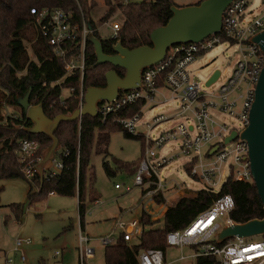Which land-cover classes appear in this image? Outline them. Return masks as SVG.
I'll return each mask as SVG.
<instances>
[{
  "label": "built area",
  "instance_id": "obj_1",
  "mask_svg": "<svg viewBox=\"0 0 264 264\" xmlns=\"http://www.w3.org/2000/svg\"><path fill=\"white\" fill-rule=\"evenodd\" d=\"M130 1L133 0H124L123 4ZM250 2V0H234L223 12L220 32L212 33L200 42L180 43L169 47L165 58L159 64L144 68L141 87L121 91L118 98L111 102H100L98 115L104 122L112 117L127 133L141 136L145 141V156L139 163L134 179V183L142 189L143 198L147 197L152 202L158 203L156 197L161 195L165 199L163 202L167 203L166 191H171L175 186L170 185L167 181L168 177L162 176L163 168L180 155L187 157L185 164H191L190 174L194 178L204 180L208 189L215 192H219L229 178L235 181H253L248 142L238 137L225 143L226 137L232 131L241 133L249 124L258 80L264 68V53L258 44L251 41L259 31L264 30V2L260 4L256 16L249 18ZM31 12L42 37L47 39L52 47L53 55L61 58L64 63L66 74L61 80L65 81L66 78L77 73L83 78L87 66V46L90 42L89 22L84 18L81 24L73 21V14L62 7L44 6L32 8ZM115 18V15H112L104 23L111 26L114 38L121 28L120 20ZM224 41L235 47L238 59L224 84L217 91L208 93L206 87L211 86L207 85L208 80L201 83L192 79L189 67L208 50ZM221 76L220 71L217 80ZM60 82L57 84L61 85ZM85 91L82 88L79 106L84 104ZM62 97L65 96L62 94ZM161 99L164 101L177 99L179 105L171 115L160 113L151 117V121L142 123L144 107L151 109L160 104ZM138 103L142 106L133 115L113 116ZM226 113L236 118L241 127L224 122L220 115ZM8 115L14 114L10 112L5 114ZM177 117L175 126L163 130L156 138L152 137L151 130ZM142 125L147 127L144 133L137 131ZM177 139L180 140L178 144L180 152L169 156L159 152L163 145ZM40 146V141L34 138H22L18 143L16 154L24 162V174L30 181L37 173L34 166L40 160H36ZM214 146H217L215 151H213ZM62 171L63 163L57 156L45 176L54 177ZM227 171L224 184L216 190L215 187L220 183L218 180ZM116 188L121 186L116 184ZM234 208L235 200L232 196L229 194L218 196L212 206L201 212L188 226L169 231L166 237L168 251L157 248L142 250L138 256L140 263L182 264L180 262L188 261L184 264H195L198 257L208 256L215 257L216 264H264V238L250 241L249 237L235 236L222 243L217 242L216 234L223 227L236 222L231 214ZM143 211L152 215L150 210ZM115 228L121 233L120 236L131 244L133 241H139L141 232L147 226L137 218L126 221L121 216L116 217L111 232L99 237L104 247L118 239L114 232ZM91 240L89 236L80 235L79 264H90L89 261L95 258L97 250L88 245ZM24 242L31 244L33 238L17 237V248L20 249ZM175 248L181 249L180 257L168 261L170 251ZM185 249L189 251L184 252ZM21 260L26 262L24 252ZM6 262L11 263L12 259H7Z\"/></svg>",
  "mask_w": 264,
  "mask_h": 264
},
{
  "label": "trees",
  "instance_id": "obj_2",
  "mask_svg": "<svg viewBox=\"0 0 264 264\" xmlns=\"http://www.w3.org/2000/svg\"><path fill=\"white\" fill-rule=\"evenodd\" d=\"M92 1L0 0V179L26 177L23 170L24 162L16 154L20 139L34 138L40 141L41 146L36 160L42 158L40 153L42 147L51 143V139L43 134H29L25 131L26 127L32 125V121L27 119L22 109L20 114L14 112L16 116H5L3 111L6 106H19L17 98L25 96L31 87L33 88L31 103L44 104L48 116L70 114L81 104L82 88L86 90L88 86L105 87L106 73L114 68L111 64L93 66L97 57L93 44L89 42L85 76L81 78L77 73L66 78L64 84L58 85L57 82L61 81L66 74L64 63L61 58L53 55L52 47L47 39L42 37L34 22L32 8L62 7L73 14V21L81 24L84 18L94 29L96 36L103 40L104 52L109 54L113 52V43L118 40L129 48L151 44L150 33L169 21L172 16L171 7L176 4L173 0H133L125 4H123L124 0H103L107 9L100 18L102 23L107 22L113 14H119L116 18L121 23L116 38L110 36L108 39H103L100 36L98 24L93 21V17H90L92 9L96 6ZM28 43L35 58L29 54ZM115 69L124 76L123 69ZM63 89L68 91L65 97H62ZM141 106V103L135 104L113 116L133 115L140 110ZM96 128L99 129V133L95 141ZM115 129L123 131L127 137L142 140L141 136L127 133L112 117L104 122L100 115L95 118L83 115L78 121L62 122L55 135L61 142L58 158L63 163V171L54 177L45 176L42 185L36 173L29 182L31 186L28 193L29 202L37 195L46 196L51 192L61 196H77L83 226L87 206L86 182L89 174L88 164L92 155L91 149L94 146L95 152L107 155L111 141L110 133ZM138 164L139 162L134 167H129V170L136 174ZM184 166L188 171L192 168L191 164ZM106 168L107 173L111 174L110 168L108 166ZM35 184L39 186L37 191H34L37 188ZM228 194L235 200V208L231 214L236 222L245 223L264 216L263 202L258 195L255 182L235 181L229 178L219 192L203 188L195 194L180 196L174 204L166 208L162 228L155 227L153 224L156 222L152 220L151 215L143 213L142 223L147 228L141 232L139 241H133L130 244L120 236L113 244L105 247L104 264H141L138 256L142 250L157 248L168 251L166 237L169 231L188 226L201 212L209 209L218 196ZM90 197V201H96L92 193ZM156 200L162 203L165 199L158 195ZM9 207L14 217L21 220L24 206L15 203ZM195 264H216V259L200 256Z\"/></svg>",
  "mask_w": 264,
  "mask_h": 264
},
{
  "label": "rangeland",
  "instance_id": "obj_3",
  "mask_svg": "<svg viewBox=\"0 0 264 264\" xmlns=\"http://www.w3.org/2000/svg\"><path fill=\"white\" fill-rule=\"evenodd\" d=\"M173 1L179 6H186L197 4L201 0ZM250 1L248 17L253 18L256 16L258 8H260V4L264 0ZM92 3H95L96 6L92 9L90 17H93V21L98 24L100 36L103 39H108L113 34L111 26L104 25L100 20L107 9L106 4H104L103 0H93ZM116 13H120V11H116ZM118 15H115V17H118ZM115 19L117 20V18ZM27 47L29 54L32 58H35L30 43L27 44ZM237 59L238 54L235 47L228 41H224L196 59L189 67V70L192 79L201 83H205L215 70L222 72L221 78L214 82L215 84L209 86V88L206 87V91L209 93L211 91H217L224 84L225 79L231 75ZM60 84H64V80H61ZM62 93L64 96H67L68 91L63 89ZM161 101L160 104L151 109L144 107L142 123L151 121V117L160 113L171 115L173 110L179 105L177 99L168 101L161 99ZM20 111V106L13 105V107L6 106L3 112L4 114L8 112L12 114L17 112L20 114ZM220 116L224 122L241 127L239 121L229 114L226 113ZM177 121L178 117L160 126L158 125L150 131V134H152L153 138H156L163 130L175 126ZM137 131L144 133L147 131V127L142 125ZM98 133L99 129L96 128L94 133L95 141ZM110 135L111 141L107 155L95 152L94 146L91 149L92 155L88 164L89 174L86 182L85 201L87 206L83 229L80 225L77 196H61L59 194L49 193L46 196L37 195L29 202L27 194L30 188V180L21 176L0 179V246L7 251L8 259H14L16 261L17 253L10 252V249L16 235H21L36 239L33 244L37 249L36 251L33 250L36 252V255L28 256V264H33V262L39 264L41 258H44L45 264H60L62 259L63 264H79L80 235L83 234L92 238L88 245L97 250L95 258L90 260L89 263L104 264L106 250L100 243L99 237L111 232L116 217L121 216L126 221H130L132 218L142 220V214H148L143 210H150L152 213L151 218L156 222L153 225L157 228H162L165 220L163 216L164 211L169 205L174 204L180 196L192 195L198 190L208 188L204 180L194 178L190 174V171L186 170L184 165L187 157L180 155L178 158L176 157L167 163L163 168L164 172L162 176L168 177L167 181H169L170 185L175 186L171 191H166L167 203H154L147 197L143 198L141 187L134 183L135 172L129 170V167H134L136 163H140L145 156L144 139L127 137L119 129L111 130ZM179 143V139L170 141L168 144L163 145L159 149V152L166 156L177 154L180 152V148H178ZM48 146L49 144L42 147V151L40 152L42 156ZM58 151L57 156L59 155ZM107 166L112 171L111 174L107 173ZM92 173L94 174L93 177ZM227 174L228 171L218 180L220 183L215 187L216 190L222 187L227 178ZM116 184H119L121 188H116ZM35 186L39 189L37 184ZM129 188L130 190L128 191ZM92 191L98 193L99 196V199L95 202L90 201L91 193L96 198V195ZM15 203H20L24 206L22 220H16L10 210L9 205ZM6 216L9 218L7 224L5 223ZM114 230L119 239L121 233L116 228ZM263 238L264 235L262 234L249 237V240L259 241ZM188 251V249L184 250V252ZM180 254L181 249H172L168 256V261L178 259ZM187 262L182 261L180 263L184 264ZM171 264L179 263L174 262Z\"/></svg>",
  "mask_w": 264,
  "mask_h": 264
},
{
  "label": "water",
  "instance_id": "obj_4",
  "mask_svg": "<svg viewBox=\"0 0 264 264\" xmlns=\"http://www.w3.org/2000/svg\"><path fill=\"white\" fill-rule=\"evenodd\" d=\"M233 2L234 0H202L197 4L186 6L174 4L171 7L172 16L169 21L150 33L151 44L129 48L118 40L113 43V52L109 54L104 52L103 40L96 36L90 25L91 32L88 37L97 57L93 66L111 64L114 67L106 73L105 87L88 86L84 93L83 106H79L70 114L62 113L55 117L46 114L44 104L31 103L33 88L30 87L25 96L17 98L18 105L26 113L27 119L32 121V125L26 127L25 131L29 134H43L51 139L42 158L34 166L41 185L47 170L54 163L57 151L61 149V142L55 132L62 122L78 121L83 115L95 118L98 116L100 102H111L118 98L121 91L141 87L144 68L159 64L165 58L169 47L180 43L200 42L212 33L220 32L223 12ZM251 41L258 44L264 53V30L259 31L251 38ZM115 68L123 69L124 76H121ZM219 76L220 70H215L208 79L207 85H212ZM250 115V122L246 128L241 133L232 131L226 137L225 143L238 137L248 142L253 181L257 186L264 209V68L258 80L255 102ZM215 150L217 146L213 147V151ZM262 234L264 235V216L261 219H252L245 223L235 222L225 226L216 234V237L217 242L222 243L235 236L245 238Z\"/></svg>",
  "mask_w": 264,
  "mask_h": 264
},
{
  "label": "crops",
  "instance_id": "obj_5",
  "mask_svg": "<svg viewBox=\"0 0 264 264\" xmlns=\"http://www.w3.org/2000/svg\"><path fill=\"white\" fill-rule=\"evenodd\" d=\"M30 186V185H29ZM30 189H31V186H30V188H29V190H28V193H29V191H30ZM37 190H39L38 188H36L34 191H37ZM92 192H94V194L96 195V201L99 199V196H98V193H96L95 191H92ZM56 194V193H55ZM28 195V194H27ZM172 205V204H171ZM10 206V205H9ZM166 211V210H165ZM164 211V212H165ZM78 212H79V207H78ZM24 214V213H23ZM23 216V215H22ZM7 217V216H6ZM5 217V219H7L8 221H9V218H6ZM79 218H80V214H79ZM155 219H158V218H155ZM17 220V219H16ZM22 220V219H21ZM8 221H6L5 220V223L7 224L8 223ZM80 225H81V228L83 229L84 228V225L82 226V223H81V218H80ZM17 237H22V238H27V236H21V235H16V237L14 238V241H13V245H11V251L10 252H16L17 253V256H16V261H14V259L12 260V262L11 263H7L6 262V260L8 259V253H7V251L4 249V248H2L1 246H0V264H28V262H29V258H28V256L30 257L31 255L33 256V255H36V252H34L33 250H37L36 249V246H34L33 244L35 243V241H36V239L33 237V242L31 243V244H28V243H26V242H24L22 245H21V248L20 249H18L17 248V245H16V238ZM32 238V237H31ZM24 252V254H25V256H26V262H23L22 260H21V255H22V253ZM19 254H21V255H19ZM46 262H45V260H44V258H41V260H39V264H45ZM29 264H31V263H29ZM33 264H37V262H33ZM60 264H63V259H62V262H60Z\"/></svg>",
  "mask_w": 264,
  "mask_h": 264
}]
</instances>
